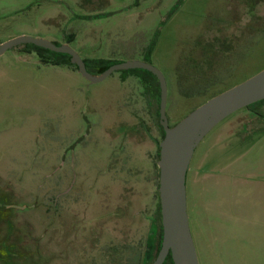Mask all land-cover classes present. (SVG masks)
<instances>
[{
	"label": "rangeland",
	"instance_id": "rangeland-1",
	"mask_svg": "<svg viewBox=\"0 0 264 264\" xmlns=\"http://www.w3.org/2000/svg\"><path fill=\"white\" fill-rule=\"evenodd\" d=\"M20 36L88 62L151 64L173 127L264 69V0H0V44ZM25 50L0 56V221L28 251L11 264H127L159 203L158 96L135 72L92 83ZM243 111L205 137L188 171L200 264H264V112L243 125Z\"/></svg>",
	"mask_w": 264,
	"mask_h": 264
},
{
	"label": "water",
	"instance_id": "water-1",
	"mask_svg": "<svg viewBox=\"0 0 264 264\" xmlns=\"http://www.w3.org/2000/svg\"><path fill=\"white\" fill-rule=\"evenodd\" d=\"M26 44L69 55L71 63L77 67L79 73L92 83L102 82L115 71L130 69H144L157 77L160 83L159 120L165 132L160 142L157 163L163 241L153 264H164L169 254L174 264H200L188 214V171L198 146L219 123L235 112L264 100V69L209 99L171 127L166 114L167 80L151 64L139 61L116 63L96 75L87 69L84 60L69 46L28 36L16 37L0 44V56L14 47Z\"/></svg>",
	"mask_w": 264,
	"mask_h": 264
},
{
	"label": "trees",
	"instance_id": "trees-1",
	"mask_svg": "<svg viewBox=\"0 0 264 264\" xmlns=\"http://www.w3.org/2000/svg\"><path fill=\"white\" fill-rule=\"evenodd\" d=\"M72 37V36H71ZM24 47L28 48V50H25L28 53L31 52H36L38 54V56L40 57L41 61L45 64H53V65H68L70 67H74L77 69V67L75 65H73L70 61V56L66 55V54H61V53H55V52H51L45 48L42 47H38L35 46L33 44H26L24 45ZM153 49V48H152ZM86 63V66L88 68V70L93 73V74H100L101 70L108 68L109 66L119 63L117 60H113V59H95L92 60L90 62L84 60ZM135 72L136 76L143 82V83H147L149 84L151 82V80L154 82L155 88H156V92L158 95V101H160V84L156 78V76L151 73L150 71L144 70V69H135V70H124V72L128 73V72ZM125 73V74H126ZM260 102V101H259ZM253 105H250L249 107H251ZM249 107H246L244 109H248ZM158 116H159V112H158ZM160 129L162 131V139L165 136V132L163 130V128L161 127V125L159 124ZM157 156L159 158V148H158V153ZM158 168V166H157ZM159 169V168H158ZM159 185V182H158ZM156 223H154L152 225V228L148 234V245L146 247V249L143 250H138L135 252L136 254L131 257L128 260L127 264H153V262L155 261L156 257L159 254V251L161 249V245H162V241H163V227H162V222H161V206H160V202L158 203L157 209H156ZM8 223H11L9 220H7ZM2 222V221H0ZM11 226V230L9 231V236L13 237L15 235V232ZM16 242V248H14V245H10V244H1L0 245V256L4 257V259L7 260L6 263L11 264L12 261L15 260V257H19L22 258L26 256H28V251H21V247L18 245V242ZM151 249L148 250V249ZM16 251V252H15ZM150 251V252H149ZM17 253V255H16ZM121 259L122 257H120L117 262L119 264H121ZM116 260V259H115ZM165 264H174L173 260H172V256L171 254L168 255Z\"/></svg>",
	"mask_w": 264,
	"mask_h": 264
},
{
	"label": "flooded vegetation",
	"instance_id": "flooded-vegetation-1",
	"mask_svg": "<svg viewBox=\"0 0 264 264\" xmlns=\"http://www.w3.org/2000/svg\"><path fill=\"white\" fill-rule=\"evenodd\" d=\"M92 61V60H91ZM85 62V61H84ZM89 62H90V60H89ZM86 64V63H85ZM88 69V68H87ZM157 78V77H156ZM140 80V79H139ZM158 80V79H157ZM159 82V81H158ZM149 84H151V87H152V89L154 90V92H155V94L157 95V92H156V88H155V85H154V82L151 80V82L149 83ZM160 84V83H159ZM158 96V95H157ZM158 103H159V109H158V112H159V116H160V101H158ZM258 103V102H257ZM254 104H256V103H254ZM254 104H252L253 106H251V107H249L248 109H245V111H243L244 112V116H243V118L245 119L246 118V120H243L242 121V124L243 125H245V124H249V125H253L254 124V120L252 119V118H254V117H256V116H260V113H262L263 114V112H264V103H263V106H261L260 107V110L258 109V106L259 105H257V106H254ZM251 114V115H250ZM159 118V117H158ZM255 119V118H254ZM160 124V120H158V125ZM161 125V124H160ZM162 127V126H161ZM159 128H160V126H159ZM163 128V127H162ZM161 130V129H160ZM164 130V129H163ZM162 132V131H161ZM162 139V138H161ZM159 146H160V142H159ZM159 146H158V148H159ZM159 182V181H158ZM159 187V186H158ZM158 198H159V192H158ZM159 202H160V198H159ZM156 216L157 215H155V217L153 218V220H152V225L154 224V223H156ZM10 225H12V228H13V223H8V221L7 222H5V223H0V230H2L3 229V226H6L7 227V229H8V231H10L11 230V226ZM152 225H151V228H152ZM151 230V229H150ZM0 238L1 239H3L4 237H3V235H0ZM12 237H10L9 236V234H8V236H7V238H5V239H3L2 241H3V243L2 244H10L11 245V242H14V244H12V245H16V242L15 241H10V239H11ZM8 241H10V242H8ZM1 245V244H0ZM18 245H19V243H18ZM148 250H150L151 251V249L149 248ZM17 255V254H16ZM18 257V256H17ZM2 259V257L0 256V263H5V264H8V263H6L4 260H1ZM167 259V258H166ZM166 261V260H165ZM164 264H165V262H164Z\"/></svg>",
	"mask_w": 264,
	"mask_h": 264
}]
</instances>
